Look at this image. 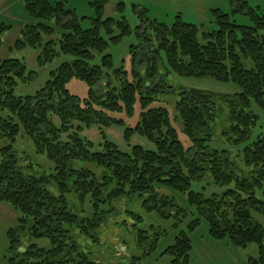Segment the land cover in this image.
Listing matches in <instances>:
<instances>
[{
    "label": "trees",
    "instance_id": "obj_1",
    "mask_svg": "<svg viewBox=\"0 0 264 264\" xmlns=\"http://www.w3.org/2000/svg\"><path fill=\"white\" fill-rule=\"evenodd\" d=\"M106 2H91L97 15L92 26L86 29L62 2L26 0L25 7L31 17L54 18L56 26L43 27L38 22L27 30L31 31L29 36L23 41L18 40L15 46H39L41 33L53 34L57 28L61 34L59 51L71 56L52 70L44 85L33 94L14 93L16 85L28 76L24 62L17 58L0 59V109L9 110V114L0 116V139L9 140V144L0 148V203L10 204L19 213L16 224L6 232V254L9 256L5 264H93L71 232L76 228L93 238L89 228L94 231L100 221V204L109 203V198H103L102 190L106 191L113 181L117 188L112 197L124 193L126 187L133 193L151 192L153 183L157 182L171 189L188 191V203L206 219L214 237L229 238L242 247L257 243L259 256L250 258V262L264 264V229L253 216L254 210L264 215V122L261 124L259 114L250 112L254 104L264 112V13L258 6L251 7L242 1L235 11L247 16L249 23L239 24L230 14L212 10L215 28L202 32L203 42L197 38L198 26L177 16L171 27L157 25L154 35L157 46L151 50V58L147 60L146 57L149 79L153 78L152 72L157 67L158 59L154 56L163 53L167 66L176 74L188 77L210 75L231 80L241 88L237 96L225 99L230 121L225 140L235 146L243 143V149L235 156H242L249 172L248 177L240 178L233 173L235 163L230 151L204 150L210 145L208 125L214 120L212 93L197 89L181 92L176 104L177 115L183 131L193 143L184 148L170 125L166 108L147 106L148 99L142 88H147V83L142 78L138 84L134 81L135 77L142 76L137 67L142 61L137 57L138 50L130 51L131 81L127 78L128 71L120 66L113 72L116 78L121 76L114 89L101 94L94 88L104 71L112 66L109 53L102 55L100 64L91 62L95 51L103 52L108 46V40L101 35L102 29L110 34L112 25L123 24V20L102 17ZM124 21L122 33L110 36L111 41L116 42L130 32ZM139 37L145 38L143 34ZM145 39L149 41V38ZM144 43V47L153 45L145 46ZM242 58L250 59L254 66L246 68ZM73 77L88 86L86 98H81L85 108L80 106L79 97L71 95L66 86ZM136 100L141 104L139 119L133 127L125 128V135L128 138L135 132L146 136L153 142V150L133 145L130 152H125L104 134L103 150L92 152L91 140L81 137L78 131L66 141L62 140L61 134L71 129L69 117L85 126L94 122L107 126L120 119L109 116L106 111L131 114ZM95 105L104 111L95 109ZM14 116L31 135L36 149L45 152L53 162L54 172L50 176H36L27 171L28 166L21 169L17 165L18 159L11 145L19 132ZM257 129L259 132L253 137ZM77 160L95 163L96 168L102 169L100 179L91 168L86 170L82 165L74 168ZM204 172L211 175L214 184L225 187L221 196H207L190 190V181ZM232 181L234 187L230 186ZM69 184L73 185V190ZM53 188L57 189L58 195L53 194ZM69 192L75 193L81 205L90 197L93 210L90 217L75 212L68 201ZM23 240L27 246L22 245ZM190 248L189 237L181 233L166 249L172 255L171 264H187Z\"/></svg>",
    "mask_w": 264,
    "mask_h": 264
},
{
    "label": "rangeland",
    "instance_id": "obj_2",
    "mask_svg": "<svg viewBox=\"0 0 264 264\" xmlns=\"http://www.w3.org/2000/svg\"><path fill=\"white\" fill-rule=\"evenodd\" d=\"M49 1L51 3L62 2L64 8L72 10L81 26L86 29L92 26L97 15L91 4L93 0ZM242 1H246L251 7L258 6L260 11L264 13V0H107L102 17H113L117 21L123 20L122 25L125 24V19L130 32L113 42L109 37L121 34L123 26L112 25L110 34H106L102 29L101 35L108 40V46L103 52L95 51L91 59L92 63L100 64L103 54L109 53L110 55L111 68L104 71L102 78L94 86L96 90L104 94L114 89L119 83L118 78L121 76L116 78L113 73L116 67L121 66L127 70L128 76H126L128 80H132L133 77L129 73L130 51L138 50L137 57L139 56L142 61L137 64V67L142 76L135 77L134 81L138 84L142 78L147 83V88L142 86L144 91L142 92L148 99L147 106L166 108L170 117V125L176 130L177 138L184 148L191 147L193 143L183 131V125L177 115L176 104L181 98V92L197 89L212 93L214 103L211 105L212 108L213 106L215 108L213 110L214 120L208 125V130L211 129V133H209L210 145H206L204 150L210 151V149L216 148L230 151L232 153L231 158L235 163L233 173L238 174L240 178L248 177L249 172L242 156H235L237 151L243 149V143L235 146L225 140L230 123L229 107L225 99L237 96L242 91L241 88L231 80H220L210 75L188 77L176 74L167 66L163 53L153 55L158 61L156 73L155 71L152 72V79L146 75L148 67L146 64L153 54L151 50L157 46L154 36L157 25L165 24L171 27L179 16L182 21L198 26L197 38L203 42L202 32L215 28L212 10L218 9L230 14L231 19L239 24L249 23L247 16L239 13L238 10L235 11V7ZM25 6L26 0H0V59H20L26 65V73H28L25 81L16 85L14 89L16 95L33 94L44 85L52 70L56 69L61 62L71 58L69 54L59 51L61 34L57 28L53 34L48 35L42 32L39 46L25 45L20 48L15 46L18 40L23 41L25 36H29L31 31L27 32V30L33 28V25L38 22H41L43 27L46 25L56 26L54 18L38 19L31 17ZM141 34L145 38H149V41L139 37ZM143 43L145 46L149 43L153 45L144 47ZM241 62L248 69L254 66V62L250 59L242 58ZM66 86L71 95L79 97L80 106L85 108L81 98H86L87 84L73 77ZM55 96L57 98V95ZM94 108L104 111L98 105H95ZM251 110V113L256 112L260 115L262 124L264 112L255 104ZM140 111L141 104L138 100L134 102L131 114H127L125 111H106L109 116L120 119V122L107 126L98 125L95 122L90 126H85L81 125L82 123L77 119L69 117L68 123L71 129L61 134V138L66 141L71 134L78 131L81 137L91 140L92 152L103 150L104 134L111 143L117 145L119 150L125 152H130L133 145L143 146L145 150H153L154 144L146 136L135 132L130 134L128 138L125 135V128L135 125L139 119ZM7 114H9L8 109H0V116ZM13 121L19 124V132L11 142L12 150L18 159L17 165L21 169L28 166L27 171L36 176L53 174L54 164L47 157V154L36 149L31 135L23 129L24 127L16 116L13 117ZM258 132L257 129L253 137ZM7 144H9V140L0 139V148ZM1 157L0 153V160ZM190 157L186 158L189 159ZM74 165V168H78L80 165L85 166V169L91 168L96 173L97 178L100 179L102 169L96 168L95 163L77 160ZM153 184L151 192L138 194L131 192L130 188L126 187L124 193L112 197V192L117 188L113 181L106 191L102 190L103 198H109V203L106 204V201L100 204V208H102L100 209L101 213L98 214L100 221H98L94 231L91 227L89 228V233L93 238L81 234L76 228L72 229L71 234L84 252L88 254V258L93 264H171L172 255L167 253L166 249L174 244L181 233L189 237L191 244L187 264H251L250 258H258V244L255 242L242 247L236 245L229 238L214 237L210 233L206 219L196 212L194 205L188 203V191L171 189L161 182ZM72 186V184L68 185L71 190H73ZM230 186L234 187L233 181ZM224 189L225 187L214 184L211 175L207 172L190 181L191 191L207 196L212 194L221 196ZM52 191L54 195L59 193L56 188H53ZM258 193L260 194L258 196H261V192ZM67 196L69 203L74 206L78 215L86 217L92 215L90 197L85 199L84 205H81L77 201L75 193L69 192ZM80 210L82 212H79ZM253 216L264 229L263 213L254 210ZM18 217V211L10 204L0 203V264H5L9 256V253L6 254L8 242L6 232L16 224ZM262 244L264 246V233ZM22 245L27 246V242L23 240Z\"/></svg>",
    "mask_w": 264,
    "mask_h": 264
}]
</instances>
